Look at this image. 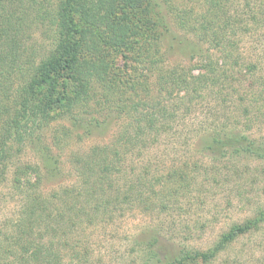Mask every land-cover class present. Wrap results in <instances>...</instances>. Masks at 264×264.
Returning <instances> with one entry per match:
<instances>
[{
  "label": "trees",
  "instance_id": "1",
  "mask_svg": "<svg viewBox=\"0 0 264 264\" xmlns=\"http://www.w3.org/2000/svg\"><path fill=\"white\" fill-rule=\"evenodd\" d=\"M181 3L182 9L166 16L152 0H0V186L14 153L40 140L35 134L54 120L53 111L71 116V109L97 97L116 99L113 109L125 117L110 144L73 159L71 188L43 193L46 176L38 166L15 167L10 186L23 204L13 235L0 232V264H90L83 244L77 247L80 225L135 203L148 209L151 195L163 194L153 191L154 183L167 185L180 206L176 198L197 178L216 184L215 163L223 162L222 168L234 157L264 160V149L243 132L264 121L263 62L241 51L245 39L254 46L261 42L264 0ZM44 22L53 41L36 54L25 43L28 31ZM172 49L189 52L190 60L171 63L166 55ZM187 118L196 120L193 138L207 164H172L161 180L150 178L147 167L141 174L124 169L127 158L143 156L164 136L175 138V124ZM163 199L156 204L159 212L171 202ZM253 216L231 224L205 250H172L152 235L139 240L137 249L144 264H210L263 228L264 209Z\"/></svg>",
  "mask_w": 264,
  "mask_h": 264
},
{
  "label": "rangeland",
  "instance_id": "2",
  "mask_svg": "<svg viewBox=\"0 0 264 264\" xmlns=\"http://www.w3.org/2000/svg\"><path fill=\"white\" fill-rule=\"evenodd\" d=\"M152 1L160 3L162 14L168 16L176 13L177 9H182L181 2L184 0H171V4H166L163 0ZM189 7L195 11L198 9L197 4L191 3ZM28 35L25 45L30 46L32 51H37L36 54L42 49H49L53 41V33L45 22L43 25L33 26ZM171 40H166L170 47H177ZM189 41L192 42L190 39ZM242 45V54L245 57L258 55L263 62L264 71V35L255 46L246 39ZM199 48L203 53L204 48ZM172 50L166 55L171 63H187L190 60L189 52L183 49ZM116 60L115 64L119 67L121 63ZM127 93L130 94L129 91ZM115 95L110 97L116 98ZM96 98L85 106L71 109V116L61 114L62 110L53 111L54 120L35 134V137L40 136V140H34L33 145L25 143L14 153L13 167L7 174V182L0 186V232L13 235V227L20 218L23 197L10 186L12 171L16 166H38L42 176H46L39 190L53 193L76 184L74 178L77 175V166L74 158H82L93 147L112 142L125 117L120 113L118 115L113 109L116 99L105 103L102 99L95 101ZM175 125V138L164 136L148 148L143 156L138 158L132 155L127 158L124 169L141 174L143 167H147L150 178L161 180L172 164L176 166L186 161L190 164H207L209 160L199 153L197 139L193 138L192 130L196 128V120L187 118ZM243 132L256 146L264 149V121L254 122L249 130ZM222 163H215L218 170L220 169L215 178L216 184H201L199 182L202 179L197 178L195 185L185 196L178 195L176 198L180 206L174 199L169 198L167 185L154 183L153 191L163 194L151 195L153 205L149 204L151 207L148 209L135 203L124 207L122 212L113 210L110 218H95L92 225H80L79 230L82 232L79 233L77 247L83 244L81 246L89 253L87 259L90 264H144L137 242L147 239L149 235L157 237L172 250L183 247L205 250L211 247L231 224L241 223L254 217L257 210L264 209V160L234 157L228 164L224 162L221 168ZM235 170H238V174H235ZM238 175H241L240 178ZM166 196L171 200L169 208L159 212L156 204ZM68 238L72 240L71 235ZM261 263L264 264V226L258 233L235 241L210 264Z\"/></svg>",
  "mask_w": 264,
  "mask_h": 264
}]
</instances>
